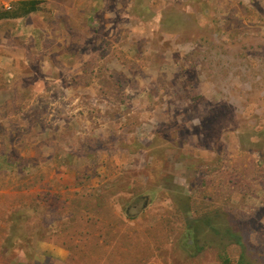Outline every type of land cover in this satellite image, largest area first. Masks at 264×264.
<instances>
[{"label": "rangeland", "instance_id": "obj_1", "mask_svg": "<svg viewBox=\"0 0 264 264\" xmlns=\"http://www.w3.org/2000/svg\"><path fill=\"white\" fill-rule=\"evenodd\" d=\"M38 2L0 20V264H264V0Z\"/></svg>", "mask_w": 264, "mask_h": 264}, {"label": "trees", "instance_id": "obj_2", "mask_svg": "<svg viewBox=\"0 0 264 264\" xmlns=\"http://www.w3.org/2000/svg\"><path fill=\"white\" fill-rule=\"evenodd\" d=\"M38 4V0H19L10 10L0 7V20L3 18L21 17L29 14L38 9Z\"/></svg>", "mask_w": 264, "mask_h": 264}, {"label": "built area", "instance_id": "obj_3", "mask_svg": "<svg viewBox=\"0 0 264 264\" xmlns=\"http://www.w3.org/2000/svg\"><path fill=\"white\" fill-rule=\"evenodd\" d=\"M16 0H0V7L3 9L10 10L14 7Z\"/></svg>", "mask_w": 264, "mask_h": 264}, {"label": "crops", "instance_id": "obj_4", "mask_svg": "<svg viewBox=\"0 0 264 264\" xmlns=\"http://www.w3.org/2000/svg\"><path fill=\"white\" fill-rule=\"evenodd\" d=\"M17 2H18V1H16V3H14V5H16V4H17Z\"/></svg>", "mask_w": 264, "mask_h": 264}]
</instances>
